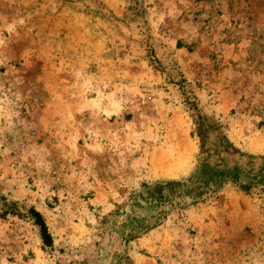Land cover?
I'll list each match as a JSON object with an SVG mask.
<instances>
[{"label":"rangeland","instance_id":"rangeland-1","mask_svg":"<svg viewBox=\"0 0 264 264\" xmlns=\"http://www.w3.org/2000/svg\"><path fill=\"white\" fill-rule=\"evenodd\" d=\"M259 175L264 0H0V264H264Z\"/></svg>","mask_w":264,"mask_h":264},{"label":"trees","instance_id":"trees-1","mask_svg":"<svg viewBox=\"0 0 264 264\" xmlns=\"http://www.w3.org/2000/svg\"><path fill=\"white\" fill-rule=\"evenodd\" d=\"M238 173L239 172L235 171V174H234V178L235 179L237 178ZM254 179H256L255 180V184H250L248 186L241 185L240 187L242 189H245V191H248L250 189L251 185L252 186H254V185L264 186V176L259 175V176H257ZM31 214H32V216L34 218L35 224L39 227L41 240H42L44 246L51 247L52 246V238H51V235L47 231L46 224L44 223L41 215L38 212L34 211V210H31Z\"/></svg>","mask_w":264,"mask_h":264}]
</instances>
